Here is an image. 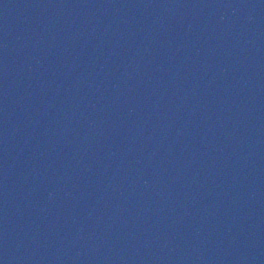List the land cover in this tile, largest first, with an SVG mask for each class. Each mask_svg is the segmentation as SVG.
Returning a JSON list of instances; mask_svg holds the SVG:
<instances>
[{
    "label": "water",
    "instance_id": "obj_1",
    "mask_svg": "<svg viewBox=\"0 0 264 264\" xmlns=\"http://www.w3.org/2000/svg\"><path fill=\"white\" fill-rule=\"evenodd\" d=\"M0 264H264V0H0Z\"/></svg>",
    "mask_w": 264,
    "mask_h": 264
}]
</instances>
